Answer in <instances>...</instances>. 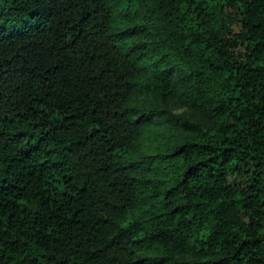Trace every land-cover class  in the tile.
<instances>
[{
  "label": "trees",
  "instance_id": "obj_1",
  "mask_svg": "<svg viewBox=\"0 0 264 264\" xmlns=\"http://www.w3.org/2000/svg\"><path fill=\"white\" fill-rule=\"evenodd\" d=\"M0 264H264V0H0Z\"/></svg>",
  "mask_w": 264,
  "mask_h": 264
}]
</instances>
